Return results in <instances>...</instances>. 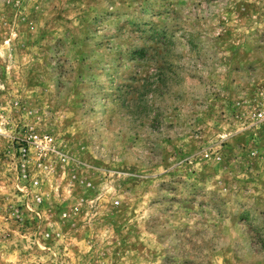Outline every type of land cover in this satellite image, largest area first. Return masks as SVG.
Instances as JSON below:
<instances>
[{
	"label": "rangeland",
	"instance_id": "rangeland-1",
	"mask_svg": "<svg viewBox=\"0 0 264 264\" xmlns=\"http://www.w3.org/2000/svg\"><path fill=\"white\" fill-rule=\"evenodd\" d=\"M0 264H264V0H0Z\"/></svg>",
	"mask_w": 264,
	"mask_h": 264
},
{
	"label": "built area",
	"instance_id": "built-area-1",
	"mask_svg": "<svg viewBox=\"0 0 264 264\" xmlns=\"http://www.w3.org/2000/svg\"><path fill=\"white\" fill-rule=\"evenodd\" d=\"M52 142V137L48 135H39L36 133H33L27 138L26 140H23L22 143H20L19 146V153L23 159H27L29 157V146L35 145L42 149L48 148V146ZM40 201V198H38Z\"/></svg>",
	"mask_w": 264,
	"mask_h": 264
}]
</instances>
